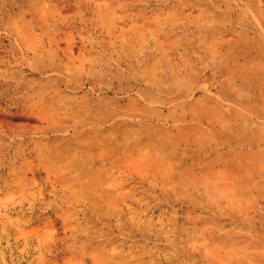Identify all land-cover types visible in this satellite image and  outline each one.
<instances>
[{"label": "rangeland", "instance_id": "obj_1", "mask_svg": "<svg viewBox=\"0 0 264 264\" xmlns=\"http://www.w3.org/2000/svg\"><path fill=\"white\" fill-rule=\"evenodd\" d=\"M0 264H264V0H0Z\"/></svg>", "mask_w": 264, "mask_h": 264}]
</instances>
